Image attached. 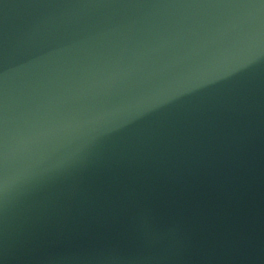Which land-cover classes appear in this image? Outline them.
<instances>
[{"label": "water", "instance_id": "1", "mask_svg": "<svg viewBox=\"0 0 264 264\" xmlns=\"http://www.w3.org/2000/svg\"><path fill=\"white\" fill-rule=\"evenodd\" d=\"M0 264H264V0H0Z\"/></svg>", "mask_w": 264, "mask_h": 264}]
</instances>
